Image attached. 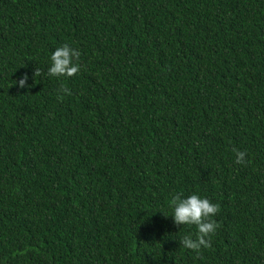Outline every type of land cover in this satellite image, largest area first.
I'll use <instances>...</instances> for the list:
<instances>
[{"label":"trees","instance_id":"16d2710c","mask_svg":"<svg viewBox=\"0 0 264 264\" xmlns=\"http://www.w3.org/2000/svg\"><path fill=\"white\" fill-rule=\"evenodd\" d=\"M0 264H264V0H0Z\"/></svg>","mask_w":264,"mask_h":264},{"label":"clouds","instance_id":"9594fccd","mask_svg":"<svg viewBox=\"0 0 264 264\" xmlns=\"http://www.w3.org/2000/svg\"><path fill=\"white\" fill-rule=\"evenodd\" d=\"M80 53L78 50L71 48L65 44L58 47L51 55V65L48 68L50 76H67L71 77L80 71L78 63ZM40 75L39 69L34 73V77ZM28 80L27 74L19 79V87H26ZM30 87V86H29ZM65 93H69L67 88L61 89ZM70 94V93H69ZM236 154V163H245L246 152L233 149ZM172 208V217L176 225H195L197 228L196 238L184 236L180 240V245L185 249L199 252L201 247L208 248L211 246V235H213L219 225L211 219L219 211V205L210 202L207 198H201L196 194H192L186 198H182L180 194L174 195L169 201Z\"/></svg>","mask_w":264,"mask_h":264}]
</instances>
